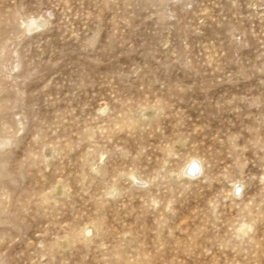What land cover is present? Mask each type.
Segmentation results:
<instances>
[{
  "label": "rangeland",
  "instance_id": "rangeland-1",
  "mask_svg": "<svg viewBox=\"0 0 264 264\" xmlns=\"http://www.w3.org/2000/svg\"><path fill=\"white\" fill-rule=\"evenodd\" d=\"M0 264H264V0H0Z\"/></svg>",
  "mask_w": 264,
  "mask_h": 264
},
{
  "label": "bare ground",
  "instance_id": "bare-ground-1",
  "mask_svg": "<svg viewBox=\"0 0 264 264\" xmlns=\"http://www.w3.org/2000/svg\"><path fill=\"white\" fill-rule=\"evenodd\" d=\"M196 171V165L195 164H192L191 167H189L185 172L184 174H187L189 177H194V172ZM199 170L197 172H195V176H197Z\"/></svg>",
  "mask_w": 264,
  "mask_h": 264
}]
</instances>
